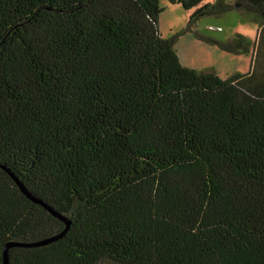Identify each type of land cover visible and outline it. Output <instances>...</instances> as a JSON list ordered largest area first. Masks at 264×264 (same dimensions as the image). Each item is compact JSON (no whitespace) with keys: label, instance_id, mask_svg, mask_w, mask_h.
Instances as JSON below:
<instances>
[{"label":"trees","instance_id":"obj_1","mask_svg":"<svg viewBox=\"0 0 264 264\" xmlns=\"http://www.w3.org/2000/svg\"><path fill=\"white\" fill-rule=\"evenodd\" d=\"M159 1L0 0V264L59 235L8 264H264V0H169L257 27L194 33L255 50L227 79L181 65Z\"/></svg>","mask_w":264,"mask_h":264},{"label":"rangeland","instance_id":"obj_2","mask_svg":"<svg viewBox=\"0 0 264 264\" xmlns=\"http://www.w3.org/2000/svg\"><path fill=\"white\" fill-rule=\"evenodd\" d=\"M212 0H204L210 3ZM239 0H224L225 3L237 7ZM161 14L158 18V30L163 38L178 34L174 50L182 66L197 72L212 73L220 79H227L235 74H247L255 59V50L248 54H232L220 50L216 46L197 39L194 33L215 41H226L235 34H240L251 41L257 39V27L247 21L234 10L220 16L200 18L185 31L189 17L193 11H186L179 5H171L169 0H160Z\"/></svg>","mask_w":264,"mask_h":264},{"label":"water","instance_id":"obj_3","mask_svg":"<svg viewBox=\"0 0 264 264\" xmlns=\"http://www.w3.org/2000/svg\"><path fill=\"white\" fill-rule=\"evenodd\" d=\"M27 196H28V195H27ZM28 198H29L33 203L41 204V202H40L39 200H37V199H35V198L31 197V196H28ZM44 207H45V209L49 212V214H51L53 217L58 218V219H60V220H62V221L64 222V224L66 225V226H65L66 228H65V230H64V231L62 232V234H61V235H63V234L66 232V230L68 229V227H69L68 222H67L65 219H63L62 217H60L57 213H55V212H54L52 209H50L49 207H46V206H44ZM58 237H60V235H59V236L52 237V238H49V239H47V240H45V241H43V242L36 243V244H16V243H9V244H6V246H5L4 250H3V264H8V256H7V252H8V250H9L10 248H12V247H37V246H40V245H44V244L50 243V242L56 240Z\"/></svg>","mask_w":264,"mask_h":264}]
</instances>
